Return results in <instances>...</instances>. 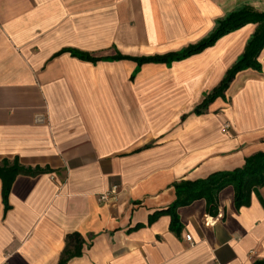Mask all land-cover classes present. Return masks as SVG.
I'll return each instance as SVG.
<instances>
[{"label": "crops", "instance_id": "0c3cea01", "mask_svg": "<svg viewBox=\"0 0 264 264\" xmlns=\"http://www.w3.org/2000/svg\"><path fill=\"white\" fill-rule=\"evenodd\" d=\"M245 6L264 12V0H0V165L20 168L7 204L0 177V264H264V186L240 208L233 186L214 213L205 198L180 206L176 228L165 211L176 182L264 152V47L196 112L257 24L183 59L137 60L200 42ZM74 233L81 254L62 263Z\"/></svg>", "mask_w": 264, "mask_h": 264}, {"label": "trees", "instance_id": "16d2710c", "mask_svg": "<svg viewBox=\"0 0 264 264\" xmlns=\"http://www.w3.org/2000/svg\"><path fill=\"white\" fill-rule=\"evenodd\" d=\"M248 23H256L257 29L250 38L244 54L229 69L222 82L205 98L203 103L196 108V112H202L217 96L223 95L229 87L236 74L247 68H258L257 60L264 47V12L255 10L253 7L245 6L232 11L225 18L218 21L214 31L205 39L187 48L164 55L146 56L138 58L139 63L144 62H171L186 58L198 53L212 45L222 35L245 26ZM83 57H88L83 55ZM20 168L16 165L5 163L0 165V177L4 181V201L8 203V196L12 182ZM228 186L235 190V205L240 208L249 205L254 189L264 186V152H257L249 156L245 164L230 171H219L210 174L206 178L197 180H182L175 183L177 198L165 211L172 215V227L179 225L177 209L188 205L197 199L205 198L207 208L211 213L218 210L219 193ZM163 212V211H162ZM83 239L78 233L68 235L67 246L64 250L62 263H66L74 255L81 254Z\"/></svg>", "mask_w": 264, "mask_h": 264}, {"label": "built area", "instance_id": "2783aa9c", "mask_svg": "<svg viewBox=\"0 0 264 264\" xmlns=\"http://www.w3.org/2000/svg\"><path fill=\"white\" fill-rule=\"evenodd\" d=\"M116 193H117V188L116 187H113L110 191H107V192H104L103 194H101V200L108 201L113 196H115ZM187 239L188 240H192V236L190 234L187 235ZM214 264H222V263L219 262V261H217V262H214Z\"/></svg>", "mask_w": 264, "mask_h": 264}]
</instances>
